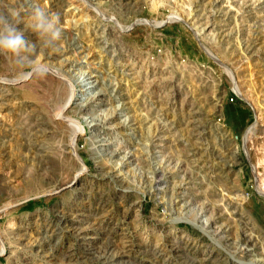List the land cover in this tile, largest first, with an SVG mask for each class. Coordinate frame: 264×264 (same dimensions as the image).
<instances>
[{"label":"rangeland","instance_id":"374dc122","mask_svg":"<svg viewBox=\"0 0 264 264\" xmlns=\"http://www.w3.org/2000/svg\"><path fill=\"white\" fill-rule=\"evenodd\" d=\"M33 4L62 35L0 54V264H264V0L0 12Z\"/></svg>","mask_w":264,"mask_h":264},{"label":"clouds","instance_id":"9594fccd","mask_svg":"<svg viewBox=\"0 0 264 264\" xmlns=\"http://www.w3.org/2000/svg\"><path fill=\"white\" fill-rule=\"evenodd\" d=\"M21 22V13L15 7L0 12V54L10 56L20 68L32 67L39 63L33 59L37 45L42 48L54 47L61 39L62 29L59 17L50 15L37 4L31 6L28 21L23 28L18 27ZM27 30L35 34L34 42L26 38Z\"/></svg>","mask_w":264,"mask_h":264},{"label":"bare ground","instance_id":"6f19581e","mask_svg":"<svg viewBox=\"0 0 264 264\" xmlns=\"http://www.w3.org/2000/svg\"><path fill=\"white\" fill-rule=\"evenodd\" d=\"M179 17V16H178ZM170 18V17H169ZM172 18V17H171ZM176 19V18H175ZM148 21V20H147ZM89 80V79H88ZM87 80V78H84L83 77V81H84V83L83 84H85V88L87 89V90H89L90 89V87L92 86L91 85V81H88ZM89 92V91H88ZM77 93L75 94V92L73 91V92H71V94H70V96H69V98L67 99V101H66V103L64 104V108H66V107H68L70 104H71V102L73 101V100H75V99H77L78 97H77ZM84 95V94H83ZM62 113V112H61ZM61 113H59V114H61ZM62 116V115H61ZM88 118V117H87ZM70 124H71V126H72V137H71V146H72V148L74 149L73 151H75V155H77V152H76V147H77V140H78V136H79V134L84 130V125H82V124H80L77 120H74V119H70ZM88 125L89 126H93L94 125V123H93V120L92 119H88ZM83 170V169H82ZM79 173H77L76 174V176L78 175ZM263 183H264V181H263ZM200 221V220H199ZM194 223V222H193ZM196 223V222H195ZM203 223L204 224H202V225H206V224H208V219H204V221H203ZM196 225V224H195ZM197 225H199V226H201L202 228H204V226H202L201 224H197ZM1 252H3L4 251V248L3 249H1L0 250Z\"/></svg>","mask_w":264,"mask_h":264},{"label":"water","instance_id":"95a60500","mask_svg":"<svg viewBox=\"0 0 264 264\" xmlns=\"http://www.w3.org/2000/svg\"><path fill=\"white\" fill-rule=\"evenodd\" d=\"M30 199H32V198H30ZM30 199H29V200H30Z\"/></svg>","mask_w":264,"mask_h":264},{"label":"built area","instance_id":"2783aa9c","mask_svg":"<svg viewBox=\"0 0 264 264\" xmlns=\"http://www.w3.org/2000/svg\"><path fill=\"white\" fill-rule=\"evenodd\" d=\"M231 99H233V98H231Z\"/></svg>","mask_w":264,"mask_h":264}]
</instances>
